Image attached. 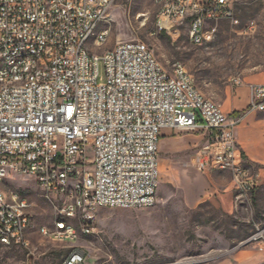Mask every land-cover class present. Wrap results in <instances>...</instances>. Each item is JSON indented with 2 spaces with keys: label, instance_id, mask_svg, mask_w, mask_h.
I'll return each instance as SVG.
<instances>
[{
  "label": "built area",
  "instance_id": "obj_1",
  "mask_svg": "<svg viewBox=\"0 0 264 264\" xmlns=\"http://www.w3.org/2000/svg\"><path fill=\"white\" fill-rule=\"evenodd\" d=\"M115 1L0 0L1 245L27 247L33 228L28 199L4 189L14 177L33 180L61 205L53 229H39L54 241H73L75 220L89 232L97 208L153 206L163 130L203 131L196 170L227 171L243 193L257 186L234 138L241 119H228L180 64L166 71L138 40L92 52L107 41ZM231 7L166 0L156 26L177 36L188 21L190 43L201 45L206 22L230 17ZM246 110L264 112V83L250 86ZM62 264H85V253L74 250Z\"/></svg>",
  "mask_w": 264,
  "mask_h": 264
},
{
  "label": "rangeland",
  "instance_id": "obj_2",
  "mask_svg": "<svg viewBox=\"0 0 264 264\" xmlns=\"http://www.w3.org/2000/svg\"><path fill=\"white\" fill-rule=\"evenodd\" d=\"M231 1V16L207 21L209 37L194 45L188 39V21L177 36L158 32L156 19L166 0H116L107 41L92 52L141 41L166 71L180 64L228 119L239 110L234 138L257 186L236 191L229 172H198L189 159L188 183L202 189L204 200L187 205L184 150L177 139L167 159L159 161L153 206L97 208L89 232H82L83 224L75 220L77 237L60 242L39 229H53L61 205L47 199L33 180L14 177L4 189L28 199L33 228L25 236L27 247L0 244V264H62L74 250L85 253V264H264V112L249 114L245 107L251 83L264 79V4ZM257 234L260 238L254 241Z\"/></svg>",
  "mask_w": 264,
  "mask_h": 264
},
{
  "label": "crops",
  "instance_id": "obj_3",
  "mask_svg": "<svg viewBox=\"0 0 264 264\" xmlns=\"http://www.w3.org/2000/svg\"><path fill=\"white\" fill-rule=\"evenodd\" d=\"M264 79H262L259 82L251 83L254 84H263ZM247 101L246 105L248 104L249 100V91H246ZM234 112H240L239 110ZM177 139L180 141L179 144L181 148L184 150V190L186 192V195L188 197L187 199V205L189 206H195L198 205L200 202H202L204 199L201 196V193L203 192L202 189L198 186H192L188 183L189 178V159L191 160V163L193 164V158L196 154V152L204 147L207 143L206 135L203 131L197 130L195 132H178V131H172V130H163L159 137V154L161 153V157L159 156L158 160V170H159V161H164L167 159V155H169L174 149V145L177 144ZM240 145L239 143H237ZM239 152L241 154V151L239 149ZM243 159V158H242ZM244 160V159H243Z\"/></svg>",
  "mask_w": 264,
  "mask_h": 264
},
{
  "label": "trees",
  "instance_id": "obj_4",
  "mask_svg": "<svg viewBox=\"0 0 264 264\" xmlns=\"http://www.w3.org/2000/svg\"><path fill=\"white\" fill-rule=\"evenodd\" d=\"M161 33H164V32H161ZM232 115L235 116V117H239L241 115V113L240 112H233ZM241 156H242L243 159H245L243 154H241Z\"/></svg>",
  "mask_w": 264,
  "mask_h": 264
}]
</instances>
